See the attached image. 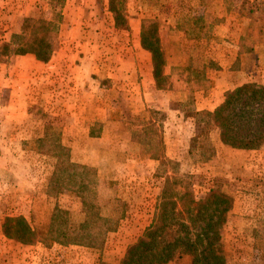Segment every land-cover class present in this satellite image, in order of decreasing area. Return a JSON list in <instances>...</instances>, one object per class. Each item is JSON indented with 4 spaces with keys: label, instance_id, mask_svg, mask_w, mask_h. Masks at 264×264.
Wrapping results in <instances>:
<instances>
[{
    "label": "rangeland",
    "instance_id": "1",
    "mask_svg": "<svg viewBox=\"0 0 264 264\" xmlns=\"http://www.w3.org/2000/svg\"><path fill=\"white\" fill-rule=\"evenodd\" d=\"M112 3L114 13L109 11L108 0H0V45L8 42L11 35L23 32L27 19L42 18L59 22L54 51L63 49L50 65L36 63L30 54L0 57V264H105V257L110 260L113 255L122 254V258L125 248L142 234L141 226L150 223L155 211L151 208L154 198L144 197L145 185L136 182L135 190L131 187L132 192L120 189L119 195L128 213L124 217L125 230L108 237L106 250L113 255L103 256L101 249L43 241L54 206L67 210L72 224L81 220V214L72 193L55 197L45 194L54 158L36 153V140L45 130L59 134L64 119L57 118L58 104L54 97L59 88L63 89L65 82L74 77V68L80 67L79 79L84 80L89 78L90 68L97 65L98 71L91 77H99V106L104 98L112 96L114 104L120 108L114 105L116 111L113 109L109 118L114 119L121 111L126 113L125 96L121 91L111 95L105 88L110 81L121 83L119 66L136 57L129 51L133 44L131 32L139 26L140 35L142 20L155 21L156 37L165 63L205 66L210 80L219 72H225L227 78L241 82L232 89L246 82L264 86V0H112ZM203 13L219 19L206 38L195 41L178 31L181 19ZM25 30L27 32L28 28ZM244 34L247 37L241 41L242 48L251 46L253 52L250 54L238 53L239 38ZM168 81L163 80L160 86H168ZM181 98L175 97L172 103L179 115L171 124L165 120L163 111H149V118L160 124V140L166 142L176 160L177 176L186 174L189 177L186 181L195 199L202 198L214 184L231 196L232 206L220 235L226 264H264V231L258 227L264 215V144L254 152L236 150L221 144L217 134L212 133L214 155L205 162L191 163L185 145L194 133V113L189 100L184 102ZM77 110L81 131L78 127V135L59 134L60 144L72 146L76 142L77 157L80 154L93 161L97 158L96 152L102 149H110V158L125 154L128 158L136 157L137 150L133 148L126 147L123 155L118 150L119 146L127 144V137L121 134L124 122L108 123L106 135L96 139V135L85 133L89 114L96 112L95 106L81 105ZM65 114L66 122L73 123L74 115H69L70 111ZM224 115L230 133L238 138L256 137L264 131V100L254 101L241 95ZM69 156L74 160L71 150ZM169 162L163 163L161 168L169 172L166 176L173 172ZM173 169L175 171L176 167ZM103 172H98L99 176L104 175ZM89 201L97 202L94 197ZM95 207L98 211L99 207ZM17 217L35 232L36 241L23 244L2 234L5 218ZM129 225L136 229L129 231ZM17 227L13 221L6 223L9 233ZM129 239L130 243L123 245L122 241ZM188 260L187 256H181L166 264H189Z\"/></svg>",
    "mask_w": 264,
    "mask_h": 264
},
{
    "label": "trees",
    "instance_id": "2",
    "mask_svg": "<svg viewBox=\"0 0 264 264\" xmlns=\"http://www.w3.org/2000/svg\"><path fill=\"white\" fill-rule=\"evenodd\" d=\"M108 8L112 13L116 11L112 0H108ZM27 20L23 32L11 35L8 42L0 45V57L30 54L35 60L46 62L57 46L59 22L42 18ZM154 22L141 21L139 45L150 54L152 77L155 85L159 86L167 77L163 75L165 61L158 45ZM218 22L219 19L209 13H203L198 17L181 19L177 29L183 32L187 39L198 41L206 38ZM246 37L244 34L239 38L238 53L253 52L251 46L242 48L241 41ZM169 75L187 79L193 89L200 88L203 83V71L193 70L189 66H171ZM241 95L254 101L264 100V86L255 85L253 82L243 83L224 92L223 101L212 111L194 112V133L185 145L186 156L191 163L205 162L214 155V144L210 138L212 133L217 134L221 144L236 150H254L264 144V131L251 138H238L230 133L224 113ZM36 153L54 158L45 194L55 197L67 192L72 193L82 215L77 224H72L69 212L54 206L43 241L62 246L101 249L106 235L115 230L116 222L101 217L89 201L95 181L94 170L71 162L69 149L60 144L59 134L46 130L42 137L36 140ZM166 162H162V165ZM169 164L176 167V170L172 167V175L164 178L150 223L142 234L125 248L118 264H166L181 256H187L189 264H226L220 235L226 215L232 206L231 196L214 184L202 198L195 199L186 181L189 177L186 174L177 176V163L171 161ZM9 221L18 224L12 233L6 229V223ZM4 222L1 228L5 237L23 244L36 241L35 232L22 218H5ZM258 227L264 231V215L259 220Z\"/></svg>",
    "mask_w": 264,
    "mask_h": 264
},
{
    "label": "crops",
    "instance_id": "3",
    "mask_svg": "<svg viewBox=\"0 0 264 264\" xmlns=\"http://www.w3.org/2000/svg\"><path fill=\"white\" fill-rule=\"evenodd\" d=\"M138 32L139 26H135V31L131 32L133 38L132 48L129 49V51L131 50L134 52L136 57L130 60V62H123L119 66V70L122 74L121 83L110 81L107 82L109 83L107 89L105 88L107 93L111 92V95H113L112 93L118 94V91H121L122 96H125L124 102L126 113H123L122 111L119 113L117 112L119 114L118 116L114 115V119L109 118L111 117L113 109L115 110L114 105L116 109L120 108L114 104L115 99L112 96L110 99L104 98L101 103L102 106H99L98 103L101 102L97 97V90L99 88L97 78L99 77L96 79H92L91 77L92 75H96V72L98 71L97 65L90 68L89 78L84 80L79 79L81 73L80 67L74 68V77L71 79L69 78L68 82H65L64 88H59L54 97V100L58 104L57 118L64 119L63 125H61L58 130L60 135H78L76 128H80V121H77L80 116L77 115V109L80 108L81 105L85 107L95 106L96 112L93 111V113L89 114L90 122L89 125L86 126V135L89 136L90 134H93L96 135V139H100L101 136L106 135L108 130H105V128L108 123L114 124L115 122V124H117L121 121V123L124 122L125 125V129L121 134L127 137V144H123V148L119 146L118 150L121 152L123 150L125 152L127 151L126 147L137 150L135 158H128L127 154H125L124 157L110 158V155L112 154L111 151H108L110 149H102L100 152H96L97 158L93 161L91 158H83L80 154L77 157L76 142L72 143V146L69 144L67 146L62 144L69 149V154L70 150L71 153H74L75 158L74 160H70L71 162L93 168L95 172V181L89 199L94 197L97 200L96 203H91L94 206L99 207L98 214L101 217L116 222L115 230L108 233L105 237L104 244L101 248V254L103 256L111 254V251L107 252L106 250L108 237L111 235L116 236L126 228L123 227L126 225L124 217L128 212L124 210L126 205L119 195V193H121L120 189L123 188L132 192L133 190L131 187H134L135 190L136 182L139 185H145L147 193H144V197L154 198V200H151L152 203L154 202L153 207H151L152 211H154L155 202L161 191L164 178L166 175H169L168 171L161 170L163 167L162 162L168 160L176 162L172 157L170 148L166 146V142L160 140L162 133L160 124L154 120V118H149V111H163L166 116L165 120L167 123L171 124V121L177 119L179 115L177 107L172 105V103H175V97L178 99L179 96H182L181 99H183L182 101L184 102L188 99L189 105L192 106L193 113L198 111H212L222 102L223 93L225 91L232 89L241 83L238 80L234 82L233 78H227L228 75L225 72H219L217 76H214L212 80H210L211 78L208 77L205 66L197 68L190 63H165L163 75L167 77V81L169 80L167 84L168 86L164 88L160 85L157 86L152 77L150 54L140 47ZM65 49L66 48H64V50ZM61 51H63V49H59L57 52L53 51L51 57L46 63L39 61L35 62L43 65H50L55 59H57V56L60 55ZM55 54L56 57L54 58ZM171 66H189L193 70L203 71L202 86L193 89L187 79H178L175 75H169V69ZM100 85L103 87L102 84ZM178 88H181L180 92ZM114 89L116 91H114ZM67 104L68 106L66 107ZM98 106L101 108L100 115L98 113ZM61 107H63V109H61ZM66 111H70L69 115H74V118L72 119L73 123L66 122ZM120 113H123L122 117L120 116ZM73 124L75 126H73ZM94 130H97V132L95 133ZM109 132L112 133V130L109 129ZM90 138L92 137L90 136ZM236 152L244 153L246 151ZM249 152L254 151L251 150ZM121 155H123V152ZM103 171L105 174L99 176L98 172L100 173ZM123 171L124 175H122ZM147 181L149 183H147ZM127 193L129 194V192ZM152 194L154 195L152 196ZM131 197L133 196L131 195ZM147 226L148 223L145 226H141V230H144ZM127 228H129V231L136 229L133 225H129ZM136 234L137 237L140 234V231ZM130 241L131 239L127 242L122 241V243L123 245H127ZM121 255L122 254L117 256L113 255L110 260H107L105 257V264H118Z\"/></svg>",
    "mask_w": 264,
    "mask_h": 264
}]
</instances>
